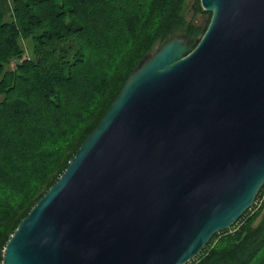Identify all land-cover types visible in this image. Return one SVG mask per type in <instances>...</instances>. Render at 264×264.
<instances>
[{
    "label": "water",
    "instance_id": "water-1",
    "mask_svg": "<svg viewBox=\"0 0 264 264\" xmlns=\"http://www.w3.org/2000/svg\"><path fill=\"white\" fill-rule=\"evenodd\" d=\"M209 25L145 56L3 264H186L264 186V0H201Z\"/></svg>",
    "mask_w": 264,
    "mask_h": 264
},
{
    "label": "trees",
    "instance_id": "trees-1",
    "mask_svg": "<svg viewBox=\"0 0 264 264\" xmlns=\"http://www.w3.org/2000/svg\"><path fill=\"white\" fill-rule=\"evenodd\" d=\"M189 1L0 0V264L140 61L178 34L193 47L205 33L211 13ZM190 9L209 19H188ZM186 264H264V186Z\"/></svg>",
    "mask_w": 264,
    "mask_h": 264
},
{
    "label": "rangeland",
    "instance_id": "rangeland-1",
    "mask_svg": "<svg viewBox=\"0 0 264 264\" xmlns=\"http://www.w3.org/2000/svg\"><path fill=\"white\" fill-rule=\"evenodd\" d=\"M192 2H193V0H190V1H189L188 8L191 6ZM205 12H207V11H205ZM187 17H188V19H194L195 22L198 23V24H200V25H204L205 22H206V20L209 19V15H208V14H204V13H203V14H200V15H197V16H194V15H193V12H191V9L188 10V12H187ZM200 38H201V37H200ZM200 38L197 39V42L199 41ZM157 49H158V48H157ZM155 52H156V51H155ZM155 52H154V53H155ZM154 53H153V54H154ZM26 54L28 55V57L30 56V53H29L28 50H27ZM149 56H150V55H149ZM2 99H3V97H2V95H0V101H1ZM259 199H262V198H259ZM260 202H261V200L257 203L256 208L258 207V205L260 204ZM254 205H255V203H254ZM253 210H255V208H253Z\"/></svg>",
    "mask_w": 264,
    "mask_h": 264
}]
</instances>
